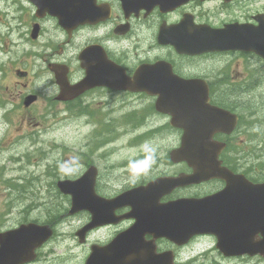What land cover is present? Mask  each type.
I'll use <instances>...</instances> for the list:
<instances>
[{
    "label": "rangeland",
    "instance_id": "1",
    "mask_svg": "<svg viewBox=\"0 0 264 264\" xmlns=\"http://www.w3.org/2000/svg\"><path fill=\"white\" fill-rule=\"evenodd\" d=\"M13 2L26 5L22 0ZM0 5L10 6L0 13V231L17 225L23 219L41 221L48 215L64 214L68 204L56 192L54 183L66 175L76 174L79 168L77 161L97 162L101 167L97 185L103 193H111L112 187L129 184L133 180L138 183V179L131 175L136 160L150 157L153 153L155 157H161L156 158L157 164L167 159L166 152L177 138L175 133L168 135V132H162L163 138L159 141L149 138L140 145L130 139L142 129L143 124L149 126L152 123L150 116L146 122H139L141 115L150 111L148 106L137 108L136 113L123 108L131 123L121 121L114 124L111 130L106 128L103 132L102 127L106 124L101 122L99 106L95 109L93 96L87 98L86 107L92 112L91 118L100 123L94 128L87 124V117H81L78 111L66 110L65 106L55 101V90L43 62L53 59L51 54L58 50L65 34L49 20L41 22L39 35L33 38L34 26L19 15L12 0H0ZM254 5L255 9L264 12V0H249L222 9L219 18L239 17L242 10ZM24 12L27 13V10ZM74 37L77 38L78 34ZM227 59H213L208 65L198 67V71L207 67L214 74L221 70L217 66ZM257 64L253 57L246 61L242 56H235L223 70L229 74L232 86L237 87L235 84L242 80L238 73L256 71L254 65ZM21 69L27 70L29 75L19 78L16 72ZM259 84L238 94L243 100V125L231 136L228 152L232 162L237 155L240 158L235 163L256 176L264 173V81ZM27 93L36 94L37 99L24 107L22 100ZM230 102L238 105L237 101ZM253 110L257 112L254 115ZM241 129L245 132L240 133ZM100 139L103 141L96 145ZM144 152L147 153L141 156ZM123 171L130 177L121 181ZM73 218L66 220L64 217L62 222L57 221L56 235L52 243L46 244L41 256L45 260L37 264H83L84 246L81 248L77 240L70 237L77 229L80 217ZM104 236L103 233H96L91 239H102ZM199 246L201 243L195 244V247ZM61 255L63 262L50 260ZM196 256L200 257L197 264H202L203 254Z\"/></svg>",
    "mask_w": 264,
    "mask_h": 264
},
{
    "label": "flooded vegetation",
    "instance_id": "2",
    "mask_svg": "<svg viewBox=\"0 0 264 264\" xmlns=\"http://www.w3.org/2000/svg\"><path fill=\"white\" fill-rule=\"evenodd\" d=\"M22 2L26 5H19L12 0V4H15L16 6L15 9L19 13V15L24 16V19L27 21V23L30 22L32 26L36 24H38L39 26L42 24V21L52 20L55 27H57L58 30H61L65 34V39L61 40L58 44V50L51 54L53 59L47 61H52L53 63L55 62V64H63L67 68L68 79L70 83H75L85 77V69L81 66L80 61H78L77 54L89 45H97L103 49L109 60L117 65H120L129 75H131L140 64L143 65L155 63L157 61H165L171 66L172 72L175 75L183 78L200 77L205 79L207 82L210 78L212 89H217L216 81L212 78L211 75H206L207 71L211 72L209 74H212V71L207 70L206 72L203 71L201 73H197L198 67L205 64L208 65L210 63L208 61V58L213 57L216 54H180L176 52L175 49L170 45L159 44L157 41V36L162 26L176 25L181 22L185 18V16H187V22L189 25H219L220 23H222V19H219L221 10L227 9V6L230 5H223L218 0L214 2L221 5H206L210 2L199 3L197 1H194L167 12H163L159 8H154L149 13L141 10L137 14L131 13L129 15H126L118 0H97L96 5L102 8L97 9V14L101 15L102 10H109L108 17L104 20L89 22L80 25L79 27L72 30L71 34L69 35L63 28L59 27L58 19L55 16L47 13L40 14L38 12L37 6L30 3L28 0H22ZM9 8V5H0V13L4 10L7 11ZM212 8H214L213 11H211ZM24 10H27V13H25ZM259 13L260 12L255 9L254 5L253 8L242 10L240 17L243 18L242 20L254 21L253 17ZM188 28L190 30L192 29L191 26L186 25L183 30L188 31ZM74 34H78V37H74ZM72 47L73 50H70V48ZM68 53H71V55L67 56ZM83 64L85 65V61L83 62ZM54 88L56 91H58L56 84L54 85ZM98 89L109 92V90L105 87H95L93 90L84 92L79 98L75 100H82L85 95H87L88 93H92L95 90L97 91ZM111 95H115V102L113 101ZM111 95L110 99H108V101H105V104L108 106L104 105L110 110L114 105L117 106V101H119V104H121L126 101V96L131 98L137 94L116 91V93H112ZM143 96H145V99L147 100V102H149L150 106L153 107V114L157 117H164L163 115L157 114L154 110L155 98L147 96L146 94H143ZM80 105V115L82 117H87L88 121H94V119L91 118L92 112L86 107L87 104L83 105V103L81 102ZM113 116L114 113L111 115V117ZM166 156H168L167 152ZM226 165L233 172H236V166L238 164L228 163ZM175 166L181 167V165ZM243 171V168H238L237 170V172L241 173H243ZM175 173L176 172H174L173 174ZM222 186L223 182L215 179L200 184L197 187L199 189V192H203L205 190L215 192V190H218ZM207 239L213 240V238ZM159 241H162L164 245L172 247V245L165 240ZM221 259L225 262H237L238 264H243V262L245 261V258ZM190 260L191 259L187 256L181 257L180 263L186 264Z\"/></svg>",
    "mask_w": 264,
    "mask_h": 264
},
{
    "label": "water",
    "instance_id": "3",
    "mask_svg": "<svg viewBox=\"0 0 264 264\" xmlns=\"http://www.w3.org/2000/svg\"><path fill=\"white\" fill-rule=\"evenodd\" d=\"M139 1L128 0L127 5H139ZM153 1V3L158 2L157 0ZM260 23L261 25L258 27L248 26L246 29L230 26L226 29V32L222 33L221 38L228 43L229 48L254 50L264 57V19ZM210 48L218 47L210 46ZM79 86L82 85L79 84ZM80 88L78 87V89ZM169 91L171 92L172 90ZM199 98L198 96L197 100L189 102L182 112L185 113L184 116L182 115L183 118L174 119L173 124L182 126L184 130L181 152L185 157L182 158L189 162L196 173H200V171L203 173L211 169L207 164H216L217 151L214 149L221 148L220 144L212 141V135L210 134L215 131H228L232 128L233 123H230L231 117L229 115L220 114L212 108L207 110L206 105L200 103ZM32 99L33 97L29 98V100ZM207 154L210 155V162L206 160ZM86 179L87 177H83L72 183H63L60 184V187L65 193L71 194L73 207L70 212L73 213L80 206H84L92 213L91 225H95L101 222L99 216L102 213L99 209H92L91 207V205L97 203V199L91 195V187ZM186 179L182 177V180ZM199 205V202L193 201L191 208L196 212L182 211L179 219L185 233L203 231L204 225H208L209 219L205 216H199L197 213ZM157 222H159V215L152 214L147 225H158ZM50 234L51 230L47 226L36 225H24L17 230L0 233V264H24L32 260L34 258L33 250L45 241ZM219 246L233 249V246H229V242L225 240H221ZM239 249L234 248L233 250L236 252ZM244 250L249 251V249ZM89 264H95L94 257L90 259Z\"/></svg>",
    "mask_w": 264,
    "mask_h": 264
},
{
    "label": "clouds",
    "instance_id": "4",
    "mask_svg": "<svg viewBox=\"0 0 264 264\" xmlns=\"http://www.w3.org/2000/svg\"><path fill=\"white\" fill-rule=\"evenodd\" d=\"M156 160L155 153L152 156H145L144 160L135 161L131 168L132 177L139 179L142 176H146L150 173L152 166L154 165ZM145 161H150L145 163Z\"/></svg>",
    "mask_w": 264,
    "mask_h": 264
},
{
    "label": "bare ground",
    "instance_id": "5",
    "mask_svg": "<svg viewBox=\"0 0 264 264\" xmlns=\"http://www.w3.org/2000/svg\"><path fill=\"white\" fill-rule=\"evenodd\" d=\"M86 122V121H85ZM123 131V130H122ZM121 132V131H120ZM134 158V157H133ZM13 167V166H12ZM17 167V166H16ZM15 168V167H14ZM18 168V167H17Z\"/></svg>",
    "mask_w": 264,
    "mask_h": 264
}]
</instances>
